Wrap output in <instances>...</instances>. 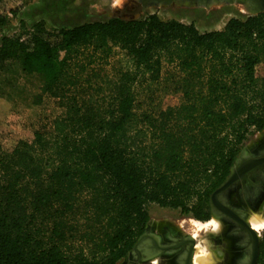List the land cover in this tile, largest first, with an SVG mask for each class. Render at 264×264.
<instances>
[{
  "label": "trees",
  "instance_id": "16d2710c",
  "mask_svg": "<svg viewBox=\"0 0 264 264\" xmlns=\"http://www.w3.org/2000/svg\"><path fill=\"white\" fill-rule=\"evenodd\" d=\"M26 0H0V28ZM115 49L129 66L108 69ZM38 74L64 110L18 130L0 97V264H116L148 205L210 218V194L264 129V12L221 29L149 13L0 37V62ZM177 73L175 99L137 110V86ZM256 264H264V232Z\"/></svg>",
  "mask_w": 264,
  "mask_h": 264
},
{
  "label": "rangeland",
  "instance_id": "374dc122",
  "mask_svg": "<svg viewBox=\"0 0 264 264\" xmlns=\"http://www.w3.org/2000/svg\"><path fill=\"white\" fill-rule=\"evenodd\" d=\"M136 3L137 0H26L17 15L11 17L8 23L0 28V37L14 35L20 32L22 26L29 28L38 21L52 31L55 28L71 27L85 21L105 20L114 16L135 19L156 13L161 19L174 18L185 23L193 22L199 31H205L222 28L231 17L245 18L250 15L239 4H215L208 8L166 5L140 9ZM127 66L129 60L125 53L115 49L109 59L108 69ZM177 79L174 68L164 65L157 84L137 86V110L156 112L163 104L173 102ZM41 82L40 75L24 73L18 59L0 62V97L9 103L10 111L7 117L14 122L18 130L40 129L49 133L52 128L51 122L64 113L54 98L41 93ZM147 208L153 218L168 217L179 226L182 225V230L196 237L194 255L207 253L209 259L205 258L204 262H207L205 264H216L217 254L214 251L216 243L209 235L210 231H217L212 225L214 217L200 221L182 214L179 209L161 207L154 203L149 204ZM256 230L262 235L264 226Z\"/></svg>",
  "mask_w": 264,
  "mask_h": 264
},
{
  "label": "flooded vegetation",
  "instance_id": "af4514ba",
  "mask_svg": "<svg viewBox=\"0 0 264 264\" xmlns=\"http://www.w3.org/2000/svg\"><path fill=\"white\" fill-rule=\"evenodd\" d=\"M136 4L140 9L148 6L166 5L208 8L215 4H239L250 14L252 8L262 5L258 0H170L169 3L167 0H137ZM240 155L250 160L264 157V129L256 131L248 138L236 158ZM220 201L226 207L233 209L239 218L249 224L252 214L258 213L264 216V163L245 171L243 176L237 179L233 189L221 196ZM211 217L213 218L210 206ZM218 221L220 222L219 229L209 232L210 237L216 243L214 246V251L217 254L216 264H237L238 259L248 252L243 243L247 235L239 222L224 217ZM181 227L182 225L179 226L168 217L153 218L149 216L143 231L126 255L116 264H186L189 255L191 256L190 264H193L196 237L182 230ZM141 236H144V239L136 246V242ZM191 237L194 242L190 241Z\"/></svg>",
  "mask_w": 264,
  "mask_h": 264
},
{
  "label": "water",
  "instance_id": "95a60500",
  "mask_svg": "<svg viewBox=\"0 0 264 264\" xmlns=\"http://www.w3.org/2000/svg\"><path fill=\"white\" fill-rule=\"evenodd\" d=\"M167 2L169 3L170 0H167ZM258 2H260L262 5H260V7L258 8H252L250 11L251 14H256L258 12L264 11V0H258ZM263 163H264V157L250 160L245 158L243 155H240L234 161V164L230 168V172L226 176L225 180L218 187H216L213 190V192L210 194L209 202L213 217L218 219L224 217L239 222L242 225L243 231L247 235V238L243 241V243L248 252L247 254H245V256H241L238 259L237 264H256L259 255L260 234L249 223L244 222L241 218H239L233 209L226 207L220 201L221 196L228 190L233 189L237 179L242 177L245 171L260 166ZM143 239L144 236H141L137 240L136 246L139 245L143 241ZM189 239L191 242H194L192 237ZM190 259L191 256L189 255L186 264H190Z\"/></svg>",
  "mask_w": 264,
  "mask_h": 264
},
{
  "label": "bare ground",
  "instance_id": "6f19581e",
  "mask_svg": "<svg viewBox=\"0 0 264 264\" xmlns=\"http://www.w3.org/2000/svg\"><path fill=\"white\" fill-rule=\"evenodd\" d=\"M249 222L251 224V226L256 230L258 228H261L264 226V216L261 214H252L249 218ZM212 225L214 226V228L216 230L219 229L220 227V222L218 221L217 218L214 217L213 221H212ZM205 251V250H204ZM208 254L207 253H203L201 255H194L193 256V264H205L207 262H204V260H206L205 258H208Z\"/></svg>",
  "mask_w": 264,
  "mask_h": 264
},
{
  "label": "crops",
  "instance_id": "0c3cea01",
  "mask_svg": "<svg viewBox=\"0 0 264 264\" xmlns=\"http://www.w3.org/2000/svg\"><path fill=\"white\" fill-rule=\"evenodd\" d=\"M219 29H221V28H219Z\"/></svg>",
  "mask_w": 264,
  "mask_h": 264
}]
</instances>
